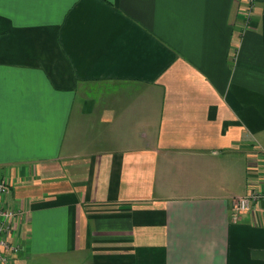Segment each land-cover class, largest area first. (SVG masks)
<instances>
[{
	"label": "crops",
	"instance_id": "obj_1",
	"mask_svg": "<svg viewBox=\"0 0 264 264\" xmlns=\"http://www.w3.org/2000/svg\"><path fill=\"white\" fill-rule=\"evenodd\" d=\"M0 0V206L17 264H264V0Z\"/></svg>",
	"mask_w": 264,
	"mask_h": 264
},
{
	"label": "built area",
	"instance_id": "obj_2",
	"mask_svg": "<svg viewBox=\"0 0 264 264\" xmlns=\"http://www.w3.org/2000/svg\"><path fill=\"white\" fill-rule=\"evenodd\" d=\"M243 1L245 2L244 12L249 16L253 5L252 0ZM8 191L9 182L0 178V196L7 194ZM255 202H264V190H259L254 186L247 194L233 200L234 213L249 210ZM19 214L20 210L0 206V264H17L22 244L19 240H10L9 234L12 222Z\"/></svg>",
	"mask_w": 264,
	"mask_h": 264
},
{
	"label": "rangeland",
	"instance_id": "obj_3",
	"mask_svg": "<svg viewBox=\"0 0 264 264\" xmlns=\"http://www.w3.org/2000/svg\"><path fill=\"white\" fill-rule=\"evenodd\" d=\"M245 2L243 1V6H244Z\"/></svg>",
	"mask_w": 264,
	"mask_h": 264
}]
</instances>
